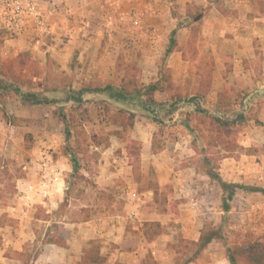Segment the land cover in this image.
Segmentation results:
<instances>
[{"label": "crops", "instance_id": "crops-1", "mask_svg": "<svg viewBox=\"0 0 264 264\" xmlns=\"http://www.w3.org/2000/svg\"><path fill=\"white\" fill-rule=\"evenodd\" d=\"M3 2L0 0V77L21 85L20 90L38 92L48 97L50 80L56 77L54 91L69 93L74 89L66 90L62 79L73 78L78 71L84 74L85 84L95 80H112L119 57L135 62L140 68L142 80L146 79L145 83H148L157 77L158 62L168 47L169 36L176 23L187 18L188 9L199 6L204 11L196 40V55L190 58L187 53V58L182 59V51L177 48L190 37V27L187 25L177 29V45L165 55L166 66L171 69L174 83L177 84V78L185 79L190 75L200 77L202 69L197 73L194 70L204 60V54L213 63L210 90L205 98L211 106L216 108L217 93L225 86L239 87L249 94L257 93L255 97L264 94V90L260 89L264 87V0H67L74 14L53 17L49 33L40 37H34L30 32L11 37L6 30ZM171 10L175 11L176 17L171 15ZM83 19L89 20V26L82 27ZM133 19L137 24H132ZM226 62L230 64L228 69ZM242 101L245 102V99ZM31 106L43 107L41 104ZM136 123V129L147 130L151 127L148 121ZM131 136L141 142L142 174H147L149 168L153 170L155 183L161 187L170 186L176 198L190 195L187 193L194 190L203 191L199 196L205 205L200 216H172L176 223L171 228L172 233L197 241L206 224L205 217L213 214L209 211L210 204L217 210L218 217L223 212L221 189L204 171L182 166L181 163L174 164L176 157H185V150H181L185 135L168 145L174 147V152L167 148L152 152L151 133L135 132ZM117 139L109 135L111 144L104 148L103 153L109 161H120V165H114L116 175L129 174L131 179L132 168L124 149L118 156L112 148V142ZM189 149L191 152L186 156L195 153L191 146ZM38 155L36 158H40L42 168L34 175L28 176L26 173L25 177L18 179L15 186L18 195L0 209V217L1 213H5L8 218L4 223L0 219V264H78L83 250L90 246L91 241L99 244L100 254L106 259L102 264H143L148 251L153 254L157 264H173L174 254L166 246L167 241L173 240L174 234L162 233L151 238L144 234L143 226L147 222L157 220L161 225L166 224L161 218L153 217L152 213L143 212L133 219L115 212L100 218H89L80 223H71L67 231L61 232L56 227L54 233L65 238V245L45 242L48 226L52 223L38 231L35 226L39 220L38 212L48 216L57 209L64 198V176L70 170V165L61 155L55 157L46 151ZM239 163L234 158L224 159L218 169L219 176L229 182L242 181L243 177L237 169ZM242 168L245 172L246 169ZM54 176L57 181L52 182ZM42 179L48 183L46 195L39 192ZM211 189L218 193L213 199L210 197ZM232 212L230 208L229 213ZM235 217L232 215L228 223L227 238L232 246H241L248 242L249 232L246 226L241 227L245 218L239 216L240 225ZM127 223L132 230L127 228ZM250 223L251 219L247 224ZM187 264L229 262L222 242L212 239ZM239 264L249 263L241 260Z\"/></svg>", "mask_w": 264, "mask_h": 264}, {"label": "rangeland", "instance_id": "rangeland-1", "mask_svg": "<svg viewBox=\"0 0 264 264\" xmlns=\"http://www.w3.org/2000/svg\"><path fill=\"white\" fill-rule=\"evenodd\" d=\"M2 5L4 13L6 12L5 2ZM174 14H176L175 11L171 10V15L174 16ZM166 54V51L164 54L162 53L158 62L159 65H166ZM203 58L204 60L200 62L194 72L197 73L200 69L208 66L210 60L207 55L203 54ZM228 68H230V64L226 62V69ZM119 76V73L116 72L112 81L117 84ZM139 79L143 83L147 81L146 79L143 81L141 76H139ZM2 80L5 83L7 82V85H4V87L1 85L0 87V109L4 106L6 111L16 116L18 120L14 125L5 123L0 118V209L4 208L18 195V190L15 188L12 191L11 185L14 183L16 186L17 180L22 178H19V175L23 174L24 177L26 173L28 176L34 175L38 169L42 168L40 158H36L41 151H46L47 154L55 157L61 155L64 161H67L70 165V170L64 176L66 187L64 188V198L59 202L57 209L53 210L48 216L38 212L37 217L39 220L35 222L38 231H42L46 225L51 223L55 224L58 229L60 228L61 232L67 231L70 228L68 225L71 223H80L89 218H100L113 212L127 218V213L134 210L138 217L143 212L152 213L153 217L165 221L166 224L161 225L162 232L159 234L161 236L162 233L174 234L171 228H174L176 223L172 220V216L197 217L201 215L205 202L201 201L199 195L203 194V191L194 190L187 193L190 195H181V197L176 198L174 197V190L165 185L159 187L157 197L153 198L151 187L155 183V174L150 168L147 174L141 173L139 179L134 178L133 174L131 179L129 174L122 176L115 174L114 165H120V161L114 162L112 159L109 161L106 158L107 155L103 153L104 148L102 146L95 147L89 136L91 133H95L109 137L110 132L117 128L110 121V114L116 113L117 108L135 114V123L130 134L147 132L150 135L151 133L158 149L167 148L173 151L174 147H171L172 145L168 147V145L171 141L180 139L182 135H185V142L181 145V150H185L188 154L191 152L189 149L191 146L195 153L189 156L184 153L183 156L185 157L183 159L176 157L174 164L181 163L182 166H191L203 172L206 165L202 160L203 158H209L211 171L219 174L218 169L223 160L234 158L240 162L237 164V169L244 170L242 167L246 169L245 172L240 173L243 177L242 181L234 183L264 188V176L259 180L260 170L264 172V94L255 97L257 93L251 92L249 94L239 87L237 90L235 87L234 89L230 86L227 95L229 105L226 106L229 112L223 113V116L232 120L235 124L228 136L218 138L216 130L209 123V119L205 114L206 112L217 115L222 113L216 111L210 105L211 103H207L208 101L205 99L203 101L190 100L195 92V85L199 81L197 76L190 75L185 79L177 78L176 90L167 92V95H173L174 92H177L178 95H171V99L166 100L164 93L156 92L155 101L157 103L148 104L147 108L144 106L146 103H143L141 97L124 104L110 100L105 93L85 94L81 101L71 100L66 102L67 92L57 93L54 91L57 86L56 77L50 80L48 97H43L41 93H38V96L44 102L27 104L22 102L20 95L15 92V89H20L21 85L12 84L5 78H2ZM83 82L84 74L80 71L73 78L69 76L62 79L66 90H77ZM92 82L94 83H92V86L103 87L107 81L95 80ZM260 89L264 90V87ZM21 92H26V90L23 89ZM3 94L8 95L2 96ZM243 99H245V102L242 101ZM2 101H5V103H2ZM39 104L43 107L33 108L31 106ZM199 105L203 108V113L200 112ZM62 108L66 117L69 118L68 120L66 118L63 121L60 118V114L63 112ZM173 117H175V120H172ZM234 119H237V121ZM136 121L143 123L148 121L151 127L147 130L143 128L136 129ZM65 128H68L71 134L67 141L69 143L68 152L73 153L75 151L73 156L77 158L80 166V175L76 177L71 176L69 155L63 153L64 144H66ZM27 133L30 135L26 137ZM219 139L228 142L225 144L226 146L220 144ZM112 145L116 155L120 156L122 149L126 153L123 140L117 139V141L112 142ZM223 155L229 156L222 158ZM6 170L7 173H5ZM199 180L201 181V179ZM132 191L136 192L138 199L130 202L129 196ZM21 192L23 193V191ZM217 194L216 191L211 189V199L216 197ZM191 197L198 202L195 209L189 204ZM233 200L234 202H232ZM255 204H258V207L261 204L262 207L256 209L253 207ZM210 207L209 211H212L213 214H208L205 217L206 224L203 225L201 231L206 228L217 230L220 226V216L223 212L218 217L217 210L213 208L212 204H210ZM230 208L233 209V212L232 214L229 213L228 223L232 215L236 216L235 218L240 225L242 222L239 216L245 218L244 225H241V227L246 226V230L249 232L247 243L254 240H264V193L238 189L230 202ZM0 219L3 223L8 220L5 213H1ZM249 219H251L250 225L247 224ZM228 223L226 224V230ZM126 226L132 230L129 223ZM146 226H143V230ZM177 238L178 236L174 234L173 240L167 241L166 248L174 254L173 264H182L192 252L190 249H183L181 252L176 251L174 244ZM148 256H153V254L148 251L143 262L146 261Z\"/></svg>", "mask_w": 264, "mask_h": 264}, {"label": "trees", "instance_id": "trees-1", "mask_svg": "<svg viewBox=\"0 0 264 264\" xmlns=\"http://www.w3.org/2000/svg\"><path fill=\"white\" fill-rule=\"evenodd\" d=\"M204 10L199 6H194L192 10L188 9L186 11L187 18L176 23V26L170 33L169 36V44L166 48V53L171 51L176 45L177 41L175 39V33L177 29H179L183 25H187L190 27V37L188 38L185 44L177 45V48L182 51V59L187 58V53L190 58L194 57L197 52L196 48V40L198 33L200 31V22L202 17V12ZM173 17H176L174 14ZM192 25V26H191ZM213 63L209 61L208 66H205L202 69V73L199 77L198 83L195 85V92L193 96L190 98L191 101L201 100L203 101L206 97V94L210 90L211 83V71H212ZM116 72L119 73L118 83L113 82L112 80H108L103 87L92 86V83H83L78 90H72L69 92L65 98V101L68 100H76L81 101L82 95L85 93H105L106 96L114 101L120 103H130L140 98L143 100L146 108L148 104L157 103L155 101L154 95L157 91L165 94V99H171L170 96L167 95V92L176 90V84L172 80L171 69L163 64L158 66L157 77L148 83H143L139 79L140 76V68L137 66L135 62L124 61L120 57L116 61ZM5 82L0 78V87L6 86L7 82ZM94 84V83H93ZM230 86H225L222 91L217 93L216 98V111L222 113L221 115H217L214 113L206 112V116L209 119V123L216 130V136L220 138L221 136H228L231 133V129H233L235 122L229 120L223 116V113L229 112V109L226 106L229 105L227 99L229 94ZM20 95L22 102L27 104H38L44 102L43 99H40L38 96V92L26 91L21 92L19 88L15 89ZM177 92H174L176 94ZM174 94L172 96H174ZM8 94H3L2 96H7ZM178 95V94H176ZM171 96V97H172ZM169 97V98H168ZM175 99V98H174ZM180 99V98H178ZM5 103V101H2ZM106 110L107 109V106ZM200 112L203 113L204 110L199 105ZM63 110V108H62ZM1 119L8 124H16V120L18 118L8 111H6L5 107L2 106L0 109ZM60 118L65 121L66 114L63 110L60 114ZM69 118H67L68 120ZM110 121L116 125L117 128L113 129L110 132V135L115 136L118 139H121L125 142L126 156L128 160V164L132 168V174L134 178L139 179L141 175L140 170V148L141 142L138 139H135L131 136L130 131L134 127L135 123V114L129 113L122 108H117L116 113L110 114ZM237 121V119H234ZM30 134L27 133L26 137ZM70 130L65 128V140L66 144H64V155H69V160L71 163V176H77L79 174V162L77 158L73 155V153L68 152L69 143L67 141L70 138ZM90 141L95 147H103L106 148L109 145L108 136L98 135L95 133H91ZM220 144L226 146L228 142L219 139ZM152 152H156L159 149L155 146L154 138L152 139ZM229 155H223L222 158L227 157ZM206 165V169L204 172L214 180L219 188L222 191L221 197V207H222V215L220 226H218L217 230H208V228L203 229L200 233V236L197 241L191 240L188 238H184L178 235L177 241L174 244V248L176 251L181 252L183 249H190L191 255L188 256L182 264H187L190 261L194 260L204 249L208 242L212 239H217L222 242L225 248V256L228 260L229 264H239L241 260L246 261L249 264H264V240H254L250 243L243 244L241 246H232L228 242L227 238V230L226 224L228 223L229 210H230V202L238 189H244L248 191H260L264 193V188H260L258 186H247L241 183L228 182L223 180L217 172H212L209 166L210 159L203 158L202 160ZM7 173V170L5 171ZM16 177V176H15ZM19 178L24 177L23 174L18 176ZM12 191L16 188L15 184L11 185ZM159 185L154 183L151 187L153 191V198L157 197V193L159 191ZM144 228V234L146 237L151 238L154 235H158L162 232V226L158 221L148 222ZM55 224L53 223L48 226V234L45 238V242H54L58 245H65V238L61 235L55 234L56 230ZM105 257L100 254L99 244L94 241L90 242V246L83 250V255L81 256V260L78 264H102L105 262ZM114 264H121L116 262ZM144 264H157L156 260L153 256H148Z\"/></svg>", "mask_w": 264, "mask_h": 264}, {"label": "built area", "instance_id": "built-area-1", "mask_svg": "<svg viewBox=\"0 0 264 264\" xmlns=\"http://www.w3.org/2000/svg\"><path fill=\"white\" fill-rule=\"evenodd\" d=\"M4 2L6 4V12H4L6 30L13 37L23 35L26 32L34 34V37L45 36L50 31L53 17L59 15L68 17L74 14L73 8L67 3V0H4ZM131 22L132 24H137L134 19ZM81 25L83 28L89 26V20L83 19ZM239 170L240 173L243 171L241 168ZM260 171L259 180L264 176V172ZM51 181H57V177L54 176ZM47 186L48 183L45 179H42L39 192L46 195ZM136 199H138L136 192L132 191L129 200L133 202ZM189 204L195 209L198 202L191 197ZM253 207L257 209L262 207V205L259 204L258 207V204H255ZM135 216L134 210L127 213L128 219H133Z\"/></svg>", "mask_w": 264, "mask_h": 264}]
</instances>
